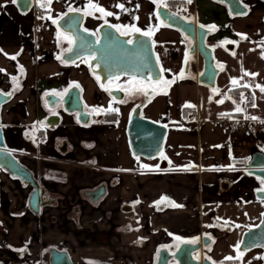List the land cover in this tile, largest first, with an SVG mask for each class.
Returning a JSON list of instances; mask_svg holds the SVG:
<instances>
[{"label": "crops", "instance_id": "0c3cea01", "mask_svg": "<svg viewBox=\"0 0 264 264\" xmlns=\"http://www.w3.org/2000/svg\"><path fill=\"white\" fill-rule=\"evenodd\" d=\"M32 1L31 9L21 13L12 0H0V69L4 70L0 71V91L16 86L13 77L19 85L2 106L0 121L7 148L33 172L50 202L35 215L28 205L31 189L19 188L14 178L0 169V264H48L50 248L66 250L73 264L93 260L119 264L127 258L134 264H155L161 247L173 251L179 243L197 241L204 235L212 241L201 254L216 263L226 257L236 259L234 251L241 235L251 226L230 223L224 213L227 206L240 211L251 206L253 216L260 219L264 202L255 197V190L261 181L247 176L240 160L251 147L264 152V128L242 139L223 130L220 121L264 122V101L259 96L264 95V0H242L248 12L241 16L230 15L225 5L213 0H192L182 10L186 19L212 29L208 43L216 41L230 52L239 49L242 59L259 62V79L229 89H238L235 94L229 92L234 103L244 92L249 94L242 111L206 120L199 119L194 95L200 58L185 72L190 41L161 23L155 11L160 3L186 0H93L113 13L106 17L90 9L89 0ZM120 4L123 11L117 6ZM70 8L81 9L89 28L107 22L120 26L119 31H132V26L141 32L155 29L151 38L159 67L170 70L162 72V77L176 79L171 86L163 85V91L143 107L142 116L167 126L163 157L134 158L126 136L131 104L118 103L108 95L85 60H62L72 43L55 23ZM226 41H231L233 48L227 49ZM13 56L15 59L10 58ZM240 66L241 60L235 67ZM217 67L222 71L224 65ZM182 70L184 78L180 79ZM71 85H78L84 108L97 119L83 130L75 114L64 115L57 125L62 136L56 135L45 123L50 112L44 95L61 93ZM189 89L191 95H187ZM110 106L118 109L115 120H107ZM185 108L194 110L184 113ZM62 140L65 152L58 149ZM101 185L105 192L97 203L81 197L82 190ZM74 205L79 207L78 220L65 215L74 211ZM124 205L131 208L125 211ZM135 209L139 215L122 222L123 214ZM79 226L84 230L79 231ZM238 261L264 264L262 250L242 253Z\"/></svg>", "mask_w": 264, "mask_h": 264}, {"label": "water", "instance_id": "95a60500", "mask_svg": "<svg viewBox=\"0 0 264 264\" xmlns=\"http://www.w3.org/2000/svg\"><path fill=\"white\" fill-rule=\"evenodd\" d=\"M213 1L225 5L232 16H241L248 12L242 0ZM15 4L21 13H26L31 9L33 1L17 0ZM156 14L165 26L177 30L190 41L185 60V72L189 70L190 58L193 57L195 61L199 57L202 69L196 78L197 82L214 88L220 69L215 63L213 48L208 45V37L212 34V29L208 27L202 29L200 24L186 19L167 8L163 3L156 6ZM84 23L85 14L81 11H67L55 23L58 29L72 38L71 51H67L61 57L65 63L87 58L90 72L100 77V86L104 85L109 78L114 77H143L147 81L150 77L154 81L162 76L151 37L143 36L135 31L122 35L116 27L107 22L100 23L95 31H92L86 29ZM129 40L132 41L131 44L127 43ZM225 47L231 49L233 44L227 43ZM15 88L16 86H13L7 92L0 91L2 93L0 94V113L2 106L13 97ZM8 93L11 95L9 96ZM51 93L44 95L48 107H54L59 101L65 113L75 114L80 124L88 123L89 113L83 108L79 87L69 86L62 96L51 95ZM141 107V104L137 105L130 112L126 125L128 145L134 158L153 159L158 157L163 150L168 128L165 124L143 117ZM59 122L58 114L49 115L45 121L49 127H54ZM0 169L32 188L28 197V205L31 212L38 215L41 207L48 203L43 199L44 189L40 187L33 172L20 163L7 148L2 127H0ZM243 172L257 181L264 179V152L251 147L245 158ZM261 189H264L262 183L255 190V197L264 202V191ZM104 192L105 186L101 185L94 190L87 191L85 195L92 203H97ZM130 208L124 205L122 209L127 211ZM211 241V237L204 235L197 241L179 243L173 251L163 246L158 251L155 264H222L207 257H196V254H201L202 249L207 248ZM252 249L262 250L264 261V210L259 222L242 233L236 251L242 254ZM48 253V264H73L66 250L50 248Z\"/></svg>", "mask_w": 264, "mask_h": 264}, {"label": "rangeland", "instance_id": "374dc122", "mask_svg": "<svg viewBox=\"0 0 264 264\" xmlns=\"http://www.w3.org/2000/svg\"><path fill=\"white\" fill-rule=\"evenodd\" d=\"M213 48L214 57H215V63L217 65H224V68L222 71L219 72L215 87L211 88L209 86L197 83L198 88L194 95H196L197 103H198V111H199V119L206 120V119H214L218 116V114L222 113H230L235 112L237 107H240L241 109L247 105V103L241 99L239 101L237 100V103L231 102L229 99V89L233 88L234 86H237L241 83H243L246 80L250 79H259L261 77L260 75V68H259V62L256 60H244L242 59L240 55V50L236 51H228L225 48H221L220 44L216 41H211L208 43ZM234 53V54H233ZM241 60V66L235 67V65H239ZM245 62V63H244ZM243 63V64H242ZM198 66L200 69H202V62L201 59L198 62ZM244 73H250V74H256V75H245ZM236 79L238 81L237 85L232 84V80ZM259 81V80H258ZM215 89V91H213ZM187 95H191L190 89L187 92ZM260 100L264 101V95H259ZM220 101H223L222 103ZM187 103L191 102V98L189 97L186 100ZM260 106H262L260 104ZM257 110H263V108H259ZM237 112V111H236ZM218 126V125H216ZM16 158L17 156L14 155ZM14 184L18 186L19 188H25L29 189L30 187L27 185L22 184L19 180H13ZM14 186V185H13ZM75 206V205H74ZM78 205L74 207V211H67L65 215H72L78 218L79 211ZM252 207L247 206L243 211H240L237 209L236 206H227L226 211L224 213V218L226 221L241 225L240 227L243 228L244 225L253 226L256 225L260 219L259 217H255L252 214ZM83 212H81L80 215H82ZM39 215V214H38ZM138 210L135 209L134 211L130 213L123 214L122 222H125V220H132L137 217ZM54 217V216H53ZM261 217V216H260ZM73 217H70L69 219H72ZM55 219V217H54ZM54 219H51L54 221ZM64 219V218H63ZM78 220V219H77ZM77 222V221H76ZM251 224V225H250ZM224 228H228L227 226H223ZM82 227L79 226V231L84 230L81 229ZM249 228V227H248ZM85 232L88 233L89 229L85 228ZM119 235H121V232L119 231ZM106 236V235H104ZM107 238V237H106ZM234 255L237 258H240V253H238L236 250L234 251ZM126 262V263H125ZM120 261L119 264H134V261L131 259H126V261ZM89 264H105L104 260L95 262L93 260L92 263ZM112 264V263H109Z\"/></svg>", "mask_w": 264, "mask_h": 264}, {"label": "flooded vegetation", "instance_id": "af4514ba", "mask_svg": "<svg viewBox=\"0 0 264 264\" xmlns=\"http://www.w3.org/2000/svg\"><path fill=\"white\" fill-rule=\"evenodd\" d=\"M164 4V3H163ZM167 8H169V9H171V10H173V11H175V12H177L178 14H180V15H182L183 16V12H182V10L183 9H178V8H172L171 6H169L167 3L166 4H164ZM155 11H156V8H155ZM184 17V16H183ZM99 26V25H98ZM98 26H95V27H87V25H86V21H85V23H84V27L86 28V29H88V30H92V31H95V29L98 27ZM119 32H126V33H128V32H131V31H119ZM72 45V44H71ZM71 47V46H70ZM69 47V48H70ZM188 49H189V47H188ZM67 51H68V49H67ZM67 51H65L62 55H64ZM187 54H188V50H187ZM187 58V57H186ZM85 61H86V63H87V58H85L84 59ZM190 61H191V63H190V66H189V69L191 68V66L194 64V58L193 57H191L190 58ZM88 65V64H87ZM94 76H95V78H96V80H97V82H98V84H99V81H100V77L98 76V75H95V74H93ZM97 78H99V79H97ZM130 81H132V84L130 85ZM136 81H140V82H142L141 84H136L135 82ZM126 85H128V86H130V87H144V88H146L148 91H149V95L148 96H144V95H142V94H139V93H136V94H132V95H129V94H127L126 92H124V91H121L120 89L122 88V87H124V86H126ZM102 88H107V89H109L108 91H107V94L108 95H111L112 96V98L116 101V102H118V103H121V101H123V103H129V104H131V109H130V112H131V110L135 107V106H137V105H142V107H141V109H143V107L155 96V95H157V94H159L160 92H162L163 91V88H164V86L163 85H155V84H153V83H151V82H149V81H147V79L146 78H143V77H127V76H121V77H114V78H109L108 80H106V82L104 83V87H102ZM153 89H155V92H156V94H152L153 93ZM65 91H63V92H61V93H58L57 95L58 96H62L63 95V93H64ZM44 102H45V104H46V106H47V108H48V110H49V115H52V114H58L59 116H60V122L59 123H61V121H62V118H63V116L64 115H69V114H67V113H65L64 112V110H63V108H62V106H61V103L58 101L56 104H55V106L54 107H52V108H50V107H48V102L44 99ZM83 108H84V106H83ZM84 110L87 112V113H89V121H88V123H86V124H78L79 126H81L82 127V129L83 130H85V129H89V127H91V124L93 123V122H95L96 121V119H97V116L94 114V112H92V111H89V110H86L85 108H84ZM59 125V124H58ZM49 127V126H48ZM51 130H53V132L56 134V135H60V136H62L61 135V133H60V131H59V129L57 128V125L56 126H54V127H49ZM88 148H89V145H88ZM58 149L59 150H61V151H66L67 150V147H66V144H65V141L64 140H62L61 141V143L58 145ZM88 150V149H87ZM88 157V156H87ZM90 157V156H89ZM244 164V163H243ZM14 179H16V178H14ZM18 180V179H17ZM20 181V180H19ZM21 182V181H20ZM39 185H40V183H39ZM30 187V186H29ZM40 187H42L41 185H40ZM43 188V187H42ZM97 188V187H96ZM30 189L32 190V188L30 187ZM44 189V188H43ZM95 189V188H94ZM90 190H93V189H86V190H82L81 191V197H83V198H88L86 195H85V193L87 192V191H90ZM31 192V191H30ZM45 189H44V195H43V199L44 200H47L48 198H45ZM89 199V198H88ZM48 201V200H47ZM48 202H50V200L48 201ZM52 202V201H51ZM204 249H206V248H204ZM204 249H202V251L204 250ZM201 251V252H202ZM196 257H207L206 256V254H199V253H197L196 254Z\"/></svg>", "mask_w": 264, "mask_h": 264}, {"label": "snow or ice", "instance_id": "6c2138e0", "mask_svg": "<svg viewBox=\"0 0 264 264\" xmlns=\"http://www.w3.org/2000/svg\"><path fill=\"white\" fill-rule=\"evenodd\" d=\"M12 2L13 3H17V0H12ZM47 2L50 4L51 3V0H47ZM156 2H157V0H153V3H156ZM186 2L188 4H191L192 3V0H186ZM41 6H43V5H41ZM117 6L119 8H121L122 11L124 10V6L122 4L117 5ZM88 7L90 9H93V10L97 11V12H100L101 15L102 16H105V17L106 16H112L113 15L112 12L106 11L103 7L99 6L97 3H94L93 0H89ZM69 11L79 12V11H81V9H79V8H77V9H71L70 8ZM86 14H92V13L91 12H88ZM53 22L55 23V21H53ZM161 23H163V22H161ZM200 27L202 29L205 28L204 25H200ZM209 27H215V26H209ZM116 28H117V31L120 30V26H116ZM85 31H87V30H85ZM132 31L141 33V35L146 36V37H151L153 35L155 29H151L150 28L147 31L141 32V29L135 28L134 26H132ZM121 34L122 35H125L127 33L126 32H121ZM66 38L68 39L69 44H71L72 43L71 38L70 37H66ZM242 39H247V37L246 36H242ZM127 43L131 44L132 41L129 40V41H127ZM226 43H232V42L231 41H226ZM261 43L264 44V41H262ZM68 51H71V48H69ZM10 58L11 59H15L14 56L13 57H10ZM59 58L60 57H58V59ZM262 58H264V52H262ZM93 59H95V57H93ZM0 71H4V70L3 69H0ZM160 71L161 72H164V71H170V70L161 68ZM21 72H23V69L22 68H21ZM244 74L245 75H253V76L256 75V74H250V73H244ZM178 78H180V79H183L184 78V71L183 70L178 74ZM97 79H99V78H97ZM175 79L176 78L174 77L173 80H168V79H165L164 77L161 76V77H158L156 80L152 81L151 78L149 77V82H151V83H153L155 85H167V86H171V84L175 83ZM13 81L17 82L16 86L18 87L19 86L18 85V78L17 77H13ZM129 83L131 85L132 84V81H130ZM135 83L136 84H141L142 82L136 81ZM232 84L233 85H237L238 84V81L236 79H233L232 80ZM76 86L78 87V85H76ZM101 87H104V85H101ZM105 90L108 91L109 89L105 88ZM120 90L126 92L129 95L139 93V94H142L144 96H148L150 94L149 91L146 88H144V87H130V86L126 85V86L122 87ZM213 91H215V89ZM261 91L264 92V87H261ZM0 94H2V93H0ZM57 94L58 93H55V92L51 93V95H57ZM152 94H156L155 89H153V93ZM163 94H167V91H164ZM8 95L10 96L11 93H8ZM121 102H123V101H121ZM220 102L222 103L223 101H220ZM186 106L187 107H192V105H186ZM253 106H255V105L253 104ZM94 111H102V110H94ZM107 111L115 112V111H118V109H114V108H112L110 106ZM236 111L237 112H240V111H242V109L240 107H237L236 108ZM225 115H228V114H225V113H222L221 114V116H225ZM246 118L257 119L256 117H246ZM0 127H2V126H0ZM161 156L163 157V153H161ZM164 158L166 159V157H164ZM169 163H171V161H169ZM144 167H148V166L145 165ZM261 183L264 184V179L261 180ZM261 191H264V189H261ZM165 199H167V198L166 197L165 198H162V201L165 200ZM157 203L159 204L160 202H157ZM225 259L226 260H231V259H233V257H226Z\"/></svg>", "mask_w": 264, "mask_h": 264}, {"label": "built area", "instance_id": "2783aa9c", "mask_svg": "<svg viewBox=\"0 0 264 264\" xmlns=\"http://www.w3.org/2000/svg\"><path fill=\"white\" fill-rule=\"evenodd\" d=\"M40 19H44V15L41 12L37 13ZM242 98L245 102L249 101V94L244 92ZM220 126L223 130L229 131L234 137L242 139H248L252 137L255 131H259L264 128V122L262 121H250L241 118H225L220 121Z\"/></svg>", "mask_w": 264, "mask_h": 264}, {"label": "trees", "instance_id": "16d2710c", "mask_svg": "<svg viewBox=\"0 0 264 264\" xmlns=\"http://www.w3.org/2000/svg\"><path fill=\"white\" fill-rule=\"evenodd\" d=\"M169 6L172 8H181L183 10L188 8V3L185 1H169L167 2ZM238 91V89H232L230 90V94H235ZM194 109L192 108H185L184 113H188L190 111H193ZM116 119V112H109L107 113V120H115ZM240 162L244 163L245 159L240 160ZM238 258L236 259H231V260H224L221 263L222 264H238Z\"/></svg>", "mask_w": 264, "mask_h": 264}]
</instances>
